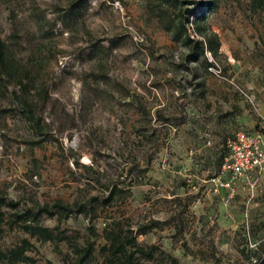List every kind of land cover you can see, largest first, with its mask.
<instances>
[{"label":"rangeland","instance_id":"1","mask_svg":"<svg viewBox=\"0 0 264 264\" xmlns=\"http://www.w3.org/2000/svg\"><path fill=\"white\" fill-rule=\"evenodd\" d=\"M185 7L207 9L215 54L188 56ZM0 38L18 75L0 78V193L16 201L0 205V249L27 238L32 264H70L91 237L103 264L106 230L150 222L136 239L156 251L139 264H255L264 174L231 194L211 177L223 139L264 114V0H0ZM43 204L55 212L34 222L54 239L10 219Z\"/></svg>","mask_w":264,"mask_h":264},{"label":"trees","instance_id":"2","mask_svg":"<svg viewBox=\"0 0 264 264\" xmlns=\"http://www.w3.org/2000/svg\"><path fill=\"white\" fill-rule=\"evenodd\" d=\"M262 1V0H258ZM207 9H201L199 14H195V10L193 7H185L183 9V20H180L176 24V33L179 37L185 36L186 41H193L192 50L188 54V56L192 57V59H198L201 55L205 53V50L208 49L210 53L215 54L218 50L219 43L218 40L213 37L214 33H206L202 28V21L204 19V12ZM67 20V19H64ZM191 22L196 32L202 35L201 38H194L189 33L188 23ZM65 23V21H64ZM66 24V23H65ZM15 60L10 54L9 48L5 41L0 38V78L5 79L6 81L10 77L18 76L16 74ZM210 66L213 63L211 61L207 62ZM24 87L27 85V81L23 82L22 78L18 77L17 79ZM22 105H24V109L26 110V114H29V117H32L33 111L31 110V106L26 101H21ZM226 137L223 139L222 148L223 152L220 153V159L218 163V168L216 173L219 171V167L224 158V155L227 151H225V142ZM215 173V174H216ZM214 174V175H215ZM117 186L113 185V187L109 188L108 194L103 198L104 203H109L115 193ZM5 204L11 207L16 205V201L10 199L7 200L5 196L0 193V205ZM84 204L81 205L79 210H83ZM53 207L56 208L59 212H65L67 215L68 211L71 210V206L59 201L54 202ZM39 212H47L49 215L54 214V210L50 208L47 204H43L39 206V208L34 211L32 209H26L24 211H13L11 213L12 222H16L18 220H22L23 228L28 231L31 235H36L41 239H54V234L51 228L42 226L38 223L34 222V216ZM5 213L0 210V223L4 220ZM32 222H31V219ZM151 222H157L155 220H151ZM154 225L149 223H142L138 225L136 229L127 227L124 228L122 224L118 226L106 230L105 234V242L99 246L100 252L103 255L102 261L103 264H139L141 258H151L153 257L156 246L154 244H150L145 246L140 244L136 235L140 233H145L150 230ZM1 228V227H0ZM31 246V242L27 238H22L21 241L7 249H0V262L12 263L15 264L17 262H25L26 264H32L34 259L31 255L27 253V249ZM74 249V257L71 260L70 264H93V261L96 257V245L94 239L90 237L88 238L84 244L75 243L73 245ZM256 256L253 258L255 264H264V247L261 249L259 253H255Z\"/></svg>","mask_w":264,"mask_h":264},{"label":"built area","instance_id":"3","mask_svg":"<svg viewBox=\"0 0 264 264\" xmlns=\"http://www.w3.org/2000/svg\"><path fill=\"white\" fill-rule=\"evenodd\" d=\"M209 68L213 69V66ZM238 88L252 101L243 88ZM206 142L209 144L210 140ZM224 145L227 152L219 171L211 177L215 183L214 190L218 191L219 186L226 187L231 194L235 182H241L252 190L264 174V114L259 113V120L253 127L239 128L227 136Z\"/></svg>","mask_w":264,"mask_h":264}]
</instances>
